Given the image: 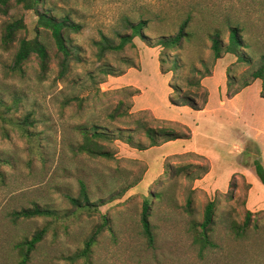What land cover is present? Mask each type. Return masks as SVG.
Masks as SVG:
<instances>
[{"label":"rangeland","instance_id":"rangeland-1","mask_svg":"<svg viewBox=\"0 0 264 264\" xmlns=\"http://www.w3.org/2000/svg\"><path fill=\"white\" fill-rule=\"evenodd\" d=\"M11 3L10 14L0 15V38L8 22L23 18L18 42L39 38L50 60L46 72L37 56L16 71L19 43L9 51L0 44V264H19L14 245L48 223L13 220V212L35 204L71 216L52 225L30 264H72L66 258L105 219L109 226L91 258L75 264H264V185L254 165H264V91L260 80L244 88L264 56V0H42L41 11L80 26L67 33L74 55L64 76L51 32L39 26L34 10ZM188 17L191 37L179 48L150 47L176 35ZM130 22H144L149 43L137 37L101 58L98 42L131 34ZM232 27L251 63L226 53L214 58L210 35L221 31L227 45ZM185 94L200 106L206 101L204 110L173 105ZM145 127L190 138L150 147ZM82 129L106 134L94 142L111 157L80 153ZM167 163L179 173L166 175ZM82 183L93 207L76 209L70 198H81ZM147 199L153 247L141 225ZM213 201L216 247L201 252L192 223L203 222Z\"/></svg>","mask_w":264,"mask_h":264},{"label":"trees","instance_id":"trees-1","mask_svg":"<svg viewBox=\"0 0 264 264\" xmlns=\"http://www.w3.org/2000/svg\"><path fill=\"white\" fill-rule=\"evenodd\" d=\"M12 0H0V15L8 16L10 11L13 8L11 3ZM16 5H20L24 11L34 10L39 19V26L44 27L45 29L51 32V35L55 41L58 52L62 55V63H61V76H64L68 73L70 60L74 55L72 49L68 45L67 33L69 31L80 30V26L72 22L69 18H57L52 16L48 11H41L39 6L42 3V0H15ZM191 17H188L180 26L179 32L174 36L162 37L159 39L154 45L150 47H162L164 49H175L179 48L182 42L191 37L188 29L190 27ZM24 19L13 20L8 22L2 31V35L0 38V44L2 49L9 51L11 50L16 42H18V36L22 30L25 29ZM129 27L131 29V34H118V42L112 40L106 36L102 38L100 42H98L100 57L103 58L104 55L108 52H121L128 45H134V39L139 37L142 40L149 43L147 37L143 34V29L146 27L144 22H139L137 24L129 23ZM210 39L212 41V51L214 58L216 60L221 59L223 54H231L238 58L239 61L251 63L252 60L247 58L243 53V49L246 47L241 38L240 30L237 27H232L230 29V35L228 44L225 45L222 40L221 31L216 30L210 35ZM19 47L16 51L13 61V69L16 71H22L23 65H25L33 56H37L39 60V65L42 71L46 72L48 70V64L50 60V56L47 50V47L39 40V38H35L32 40L29 39H20ZM134 66V65H132ZM103 74L105 75H114L111 70H103ZM262 82L264 91V56L261 59V65L259 68L252 74V80L246 82L244 84V88L250 87L252 81ZM176 93L181 92L178 88L175 89ZM239 92H236L233 96L238 95ZM173 105L182 106V107H190L195 111L204 110V105L207 104L205 101L203 106H200L189 94H185L182 96L181 101L172 100ZM116 114H113L111 117L114 118ZM120 117L122 114H118ZM30 121V117H26V119L22 123V129L27 131L26 127ZM97 129V128H96ZM145 135L150 141V147H157L162 145L165 142H169L172 140H177L185 137H189V135L179 133L174 130H170L167 128H144ZM82 133L84 135V143L78 148L80 153L89 154L92 157H102V158H110L111 154L105 150V148L99 144L94 142L95 138H106V134L101 133L99 131H95L93 133H89L88 130L82 129ZM123 134L120 135V138L124 139L127 144H133V137L131 135L123 138ZM95 143V145H94ZM136 149L146 150L148 148L143 146H138ZM255 172L260 182L264 185V165L259 161H255ZM166 175H170V177L175 176V173H179V169L175 168L172 164L167 163L165 166ZM205 174H207L208 170L204 168ZM234 184H232V188ZM72 205L76 209L82 208H90L93 207L91 204L89 197L87 195L86 186L84 183L81 184V198H70ZM103 202H100L98 206H102ZM192 199L190 198L187 203L186 210L188 213H192ZM151 210H152V201L145 200L143 203L142 214H141V225L143 230V235L149 244V246L153 247L156 241L154 228L151 223ZM216 212V202H210L205 208L204 212V220L202 223H192V231L194 232L193 240L196 245L200 247V251L203 252L206 249L216 247V244L212 241L211 232L212 227L214 225V218ZM248 218L251 215V212H248ZM70 214L67 212L65 214H60V212L56 210H52L50 208L42 207L38 204L33 205L31 208H24L19 211H15L12 213V218L14 221L18 220H34V219H45L47 220V224L37 230L31 238H25L14 245V249L17 252L19 264H30L33 260V254L37 251L38 247L42 245L49 233L50 228L54 224L65 223L69 218ZM50 219V220H49ZM248 221V220H247ZM248 226V223L245 224ZM109 226L108 220L105 219L103 224L98 226L94 233L86 240L84 248L78 251L75 255L69 256L66 259L71 261L72 264L80 260L88 261L91 258L93 247L96 245L99 236L101 233ZM56 231V228H54ZM242 230V228H240ZM244 231V230H242ZM241 235V232H238Z\"/></svg>","mask_w":264,"mask_h":264}]
</instances>
